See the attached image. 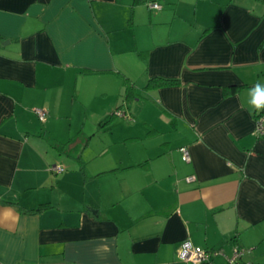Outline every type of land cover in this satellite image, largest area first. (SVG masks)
<instances>
[{
  "label": "crops",
  "instance_id": "crops-1",
  "mask_svg": "<svg viewBox=\"0 0 264 264\" xmlns=\"http://www.w3.org/2000/svg\"><path fill=\"white\" fill-rule=\"evenodd\" d=\"M257 83L264 0H0V264H264Z\"/></svg>",
  "mask_w": 264,
  "mask_h": 264
},
{
  "label": "built area",
  "instance_id": "built-area-1",
  "mask_svg": "<svg viewBox=\"0 0 264 264\" xmlns=\"http://www.w3.org/2000/svg\"><path fill=\"white\" fill-rule=\"evenodd\" d=\"M148 7L150 10H160L162 6L155 2H149ZM35 113L40 122L46 120V112L41 109H36ZM115 116L123 117L124 113L120 111H115ZM253 134L256 137H264V110H257L254 120V129ZM181 159L182 161L188 163L190 161V154L186 147L180 148ZM52 170L56 173L61 172L62 168L59 166H54ZM186 182L191 183L195 181L194 176H188ZM244 254V250L235 247L232 250L230 256L225 257L222 250H200L195 248L189 240H184L177 251V255L180 261L188 262L191 264H214L212 259L217 256H224L226 263L225 264H238L240 259Z\"/></svg>",
  "mask_w": 264,
  "mask_h": 264
},
{
  "label": "rangeland",
  "instance_id": "rangeland-1",
  "mask_svg": "<svg viewBox=\"0 0 264 264\" xmlns=\"http://www.w3.org/2000/svg\"><path fill=\"white\" fill-rule=\"evenodd\" d=\"M75 122H77V117H75ZM94 131L93 128L91 127H87L86 129V134H91L92 132ZM95 134V133H94ZM77 132L75 131L74 133L71 134L70 137H67V140L65 143H63V145L60 147L61 149V153L58 151L57 154L59 155L58 157H64V158H67L68 156V159H71V158H76L77 156H79L81 153L83 154V157L87 158L88 157V153H89V156H92V154L94 153H91L89 152V150H94L95 151V147H93V144L97 142V140L101 141L103 140V135L101 134H96L94 135L93 139L91 140L90 144L92 145V148L90 146H87V150L85 151H82V146L81 147H78V139H77ZM78 149V151H77ZM72 161V160H71Z\"/></svg>",
  "mask_w": 264,
  "mask_h": 264
},
{
  "label": "trees",
  "instance_id": "trees-1",
  "mask_svg": "<svg viewBox=\"0 0 264 264\" xmlns=\"http://www.w3.org/2000/svg\"><path fill=\"white\" fill-rule=\"evenodd\" d=\"M175 84V81L173 80H166V79H158V78H152L150 79L147 84L142 88V91H149L152 89H156L162 86H166V85H173ZM124 86H125V94L124 97L126 100H129L130 98L135 97V89H134V85L132 83H130V81H128L127 79L124 80ZM115 114L109 115L107 117H105L100 123H99V127H104L106 125H108L109 123H111V121L113 120ZM83 171V169L81 170ZM47 206L46 205H40L37 209L29 211V212H38L41 210L46 209ZM242 259H240L238 264H243Z\"/></svg>",
  "mask_w": 264,
  "mask_h": 264
},
{
  "label": "clouds",
  "instance_id": "clouds-1",
  "mask_svg": "<svg viewBox=\"0 0 264 264\" xmlns=\"http://www.w3.org/2000/svg\"><path fill=\"white\" fill-rule=\"evenodd\" d=\"M250 91V104L256 110H264V85L257 83Z\"/></svg>",
  "mask_w": 264,
  "mask_h": 264
}]
</instances>
